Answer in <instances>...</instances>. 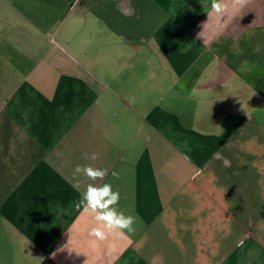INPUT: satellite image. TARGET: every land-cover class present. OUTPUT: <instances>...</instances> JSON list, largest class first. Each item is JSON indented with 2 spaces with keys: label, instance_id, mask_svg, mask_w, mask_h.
Segmentation results:
<instances>
[{
  "label": "crops",
  "instance_id": "1",
  "mask_svg": "<svg viewBox=\"0 0 264 264\" xmlns=\"http://www.w3.org/2000/svg\"><path fill=\"white\" fill-rule=\"evenodd\" d=\"M222 3L0 0V264H264V0Z\"/></svg>",
  "mask_w": 264,
  "mask_h": 264
},
{
  "label": "clouds",
  "instance_id": "2",
  "mask_svg": "<svg viewBox=\"0 0 264 264\" xmlns=\"http://www.w3.org/2000/svg\"><path fill=\"white\" fill-rule=\"evenodd\" d=\"M211 10L217 14H222L226 8L222 0H211ZM202 34L203 32L200 33L201 36ZM256 50H259V46ZM97 158L96 154L91 156L93 160ZM81 173L90 181H96L97 179L102 180L106 176L107 169L77 165L74 169V177H78ZM112 175L119 178V174L116 172H113ZM75 187L80 188L79 180H77ZM119 199V193L114 192L110 184H103L102 187L94 186L92 183L87 185L86 190L74 202V208L77 211L83 209L84 212L92 213L94 220L99 224L98 227L91 230L90 236L102 241L106 238V233H118L123 236L124 230L128 233L135 232L136 218L132 215L126 216L123 212H117L116 208L113 207L118 204ZM65 247L71 251L67 245Z\"/></svg>",
  "mask_w": 264,
  "mask_h": 264
}]
</instances>
